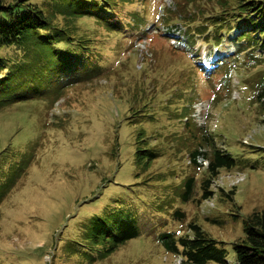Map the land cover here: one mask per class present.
<instances>
[{
    "label": "rangeland",
    "instance_id": "rangeland-1",
    "mask_svg": "<svg viewBox=\"0 0 264 264\" xmlns=\"http://www.w3.org/2000/svg\"><path fill=\"white\" fill-rule=\"evenodd\" d=\"M224 1L236 0H106L103 18H74L97 76L65 82L56 64L50 82L13 101L2 96L0 264H178L158 235L189 232V221L225 243L226 262L209 264H237L231 243L243 237V218L264 210V52L255 46L264 0H254L260 9L243 22L247 32L223 33L220 54L204 34ZM172 25L180 34L167 31ZM241 42L249 47L237 53ZM0 53L22 58L14 47ZM204 132L235 158L206 200L207 170L191 156ZM137 150L156 154L138 160ZM188 177L195 180L183 200ZM106 214L135 217L138 235L107 252L110 239L95 243L87 231Z\"/></svg>",
    "mask_w": 264,
    "mask_h": 264
},
{
    "label": "trees",
    "instance_id": "trees-1",
    "mask_svg": "<svg viewBox=\"0 0 264 264\" xmlns=\"http://www.w3.org/2000/svg\"><path fill=\"white\" fill-rule=\"evenodd\" d=\"M253 1L236 0L230 7L228 2L224 1L220 12L208 19L213 28L212 31L204 34V40L209 42V39H212L218 47L217 50L222 54L220 50L224 48L223 43L229 39V36L223 33L237 37L242 32L248 31L243 22L250 15H253V18L257 17L256 12L260 7L257 2ZM41 3L44 2L0 1V48L14 47L16 52L19 49L22 55L21 59L11 60L9 56L0 53V99L2 100L3 96V101H13L19 98L22 91L35 84H40L47 77L50 82L49 76L52 74L50 70L56 64H58V70L66 69L64 80L69 83L84 82L86 79L97 76L96 73L101 71V67L89 62L88 54H86L90 48L87 47L89 39L78 34L74 18L85 14L103 18L104 11L108 9L106 0H51L45 5ZM239 7L243 12L238 11ZM58 14H62V23L56 20ZM51 17L54 19L53 22ZM238 20L241 22L237 25ZM260 23L264 24V21L260 20ZM172 28L173 25L166 29L169 32ZM251 38L253 37L250 35L244 36L246 41ZM184 40L187 43L185 38ZM191 42H193L192 39ZM186 43L184 44L187 45ZM255 46L260 47L264 52V38L259 40ZM248 47L247 43L242 42L235 46L237 53ZM254 47L246 55L253 53ZM213 49L212 46L208 49L209 56ZM17 59L19 62L16 61ZM262 92H264V87H262ZM258 97L260 100L261 93ZM202 145L210 146V150H207V147L204 149ZM142 153H147L149 157L156 154L152 150H137L138 160L143 158ZM199 154L208 160L206 176L200 182V199H206L213 195L210 189L212 178L219 173L221 168H232L235 165V158L225 148L218 147L214 139L205 132L202 133L199 148L191 152L194 163ZM194 180L193 177L186 179L185 191L181 195L183 200L189 199ZM220 190L226 197L232 198L233 189L225 193L223 189ZM174 214L181 218L184 216L183 212L178 210ZM90 225L87 231L92 241L99 243L108 241L107 238L110 239L108 247L105 248L107 252L114 250L126 240L136 237L139 233L136 218L129 215L94 216L91 218ZM187 229L191 234L164 231L158 235L163 247L181 258L179 264L226 262V248L223 241L213 238L196 222L189 221ZM242 229L243 237L231 243L236 263L264 264V210L253 211L244 217Z\"/></svg>",
    "mask_w": 264,
    "mask_h": 264
}]
</instances>
